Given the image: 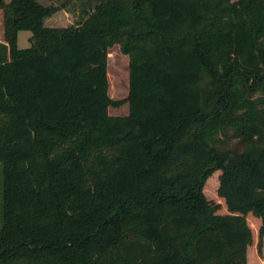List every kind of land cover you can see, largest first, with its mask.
<instances>
[{
	"label": "trees",
	"instance_id": "1",
	"mask_svg": "<svg viewBox=\"0 0 264 264\" xmlns=\"http://www.w3.org/2000/svg\"><path fill=\"white\" fill-rule=\"evenodd\" d=\"M97 1L54 27L53 6L0 0V264H248L249 215L260 255L264 237V0ZM230 127L239 152L217 147Z\"/></svg>",
	"mask_w": 264,
	"mask_h": 264
},
{
	"label": "rangeland",
	"instance_id": "2",
	"mask_svg": "<svg viewBox=\"0 0 264 264\" xmlns=\"http://www.w3.org/2000/svg\"><path fill=\"white\" fill-rule=\"evenodd\" d=\"M10 2L11 0H4ZM45 6H53L54 12L47 16L44 20V24L54 27H67L72 25H78L85 21L89 14L93 10V5L98 2L97 0H38ZM0 10L3 11L2 8ZM1 12V11H0ZM3 14V13H2ZM32 32L30 30H21L18 36V45L20 48H27L31 46ZM1 42H5L3 36H1ZM108 59V79H109V94L114 100H124L129 94V57L127 54L121 51V46L118 43L113 44L109 48ZM207 78L206 81H209ZM260 94L257 92L254 97H258ZM129 103L125 102L120 106L109 107V114L113 116L127 115L129 113ZM218 137L220 142L217 147L221 150H232L239 152L241 150L240 137L236 133L235 129L230 127L225 132L219 131ZM221 170L216 169L207 178L204 184V193L207 198L213 197L216 189L220 184ZM215 201L222 203V198L215 196ZM248 222L252 228L254 235L253 242V258L248 261V264H264V237H263V249L262 255L258 253L257 245L259 240L258 231L261 226V218L257 216H248ZM3 225V174L2 165L0 163V228Z\"/></svg>",
	"mask_w": 264,
	"mask_h": 264
},
{
	"label": "crops",
	"instance_id": "3",
	"mask_svg": "<svg viewBox=\"0 0 264 264\" xmlns=\"http://www.w3.org/2000/svg\"><path fill=\"white\" fill-rule=\"evenodd\" d=\"M0 41L2 39L1 36H3L4 38V25H3V21H4V12H2V10H0ZM3 13V14H2Z\"/></svg>",
	"mask_w": 264,
	"mask_h": 264
}]
</instances>
